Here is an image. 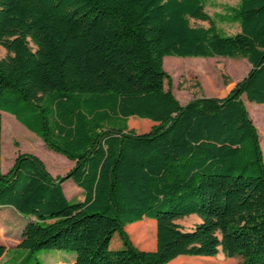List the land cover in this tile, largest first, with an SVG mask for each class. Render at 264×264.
<instances>
[{
	"label": "trees",
	"instance_id": "trees-1",
	"mask_svg": "<svg viewBox=\"0 0 264 264\" xmlns=\"http://www.w3.org/2000/svg\"><path fill=\"white\" fill-rule=\"evenodd\" d=\"M208 1L0 0V110L73 162L53 176L19 152L1 172L0 116V205L32 217L21 261L41 264L36 251L58 249L73 264H167L221 250L264 264V160L242 100L264 103V0L213 15ZM165 56L244 57L251 67L225 96L180 104L164 87ZM131 116L153 125L136 132ZM67 179L82 200L66 199ZM191 214L200 221L182 230L175 221ZM145 217L156 224L152 250L124 229ZM115 233L122 248H110Z\"/></svg>",
	"mask_w": 264,
	"mask_h": 264
},
{
	"label": "rangeland",
	"instance_id": "rangeland-1",
	"mask_svg": "<svg viewBox=\"0 0 264 264\" xmlns=\"http://www.w3.org/2000/svg\"><path fill=\"white\" fill-rule=\"evenodd\" d=\"M239 0H210L206 3L205 10L210 15L221 13L227 6H236ZM191 24L207 26L205 21L190 20ZM219 29L226 34H233L239 31L236 23L217 22ZM6 55V50L0 46V58ZM251 65L244 57H177L165 56L163 68L169 75V85L165 81L164 87L170 88L172 94L180 104L186 103L195 97L200 96H225L244 77ZM242 100L256 127L264 160V103L250 102L243 95ZM12 115L2 112L1 122V172H6L13 163L14 157L19 152H28L38 156L44 163L46 169L53 176L64 174L71 166V160L60 153L47 148L42 139L22 124L19 125L26 132L19 130L11 132L9 121ZM128 127L136 132H145L153 125V122L131 116L128 118ZM29 133V134H28ZM57 155L59 158H57ZM76 184L67 179L62 182V191L66 199L73 203L80 201L82 193L74 189ZM32 217L15 211L10 206L0 205V235L6 248V253L0 258V264H27L21 261L26 255V247L22 244L26 235L23 233L24 225ZM143 224L135 226L138 223ZM200 221L196 214H191L177 219L175 222L182 230H190ZM145 228H150V234ZM132 244L142 250L155 248L156 224L153 219L143 218L142 220L125 226ZM122 241L115 233L112 237L110 248H122ZM72 252L58 249H40L36 251L31 261L37 259L41 264H54L58 260L65 264H71ZM239 256H225L221 250L215 256H185L181 255L167 264H240ZM31 263V262H30Z\"/></svg>",
	"mask_w": 264,
	"mask_h": 264
},
{
	"label": "crops",
	"instance_id": "crops-1",
	"mask_svg": "<svg viewBox=\"0 0 264 264\" xmlns=\"http://www.w3.org/2000/svg\"><path fill=\"white\" fill-rule=\"evenodd\" d=\"M2 112H5V111H1V110H0L1 122H2ZM6 113H7V112H6ZM8 114H9V113H8ZM11 115H12V114H11ZM11 118H12V119L9 121L10 130H11V125H12V123L15 124V125H17L18 127H20V129H23V128L19 125L20 122H19V121L13 116V115H12ZM17 121H18L19 123H18ZM20 124H21V123H20ZM22 125H23V124H22ZM23 126H24V125H23ZM24 127H25V126H24ZM22 131H24V129H23ZM24 132H25V131H24ZM25 133H26V132H25ZM28 134H29V133H28ZM55 156H56L57 158H59L57 155H55ZM70 163H71V166H72V165H73V162L71 161ZM71 166H70V167H71ZM74 189L77 190V192L82 193V189H78L77 187H74ZM82 199H83V194H82V198H81L80 200H82ZM0 239H1V235H0ZM1 242H2V244L4 245V242L2 241V239H1ZM4 246H5V245H4ZM4 248H5V247H4ZM5 253H6V248H5V252H4V254H5ZM4 254H3V255H4ZM3 255H2V256H3ZM2 256H1V257H2ZM69 256L71 257V262H70V263L73 264V261H74V255L71 254V255H69ZM61 261H62V260H58V261H56L54 264H65L64 262L62 263Z\"/></svg>",
	"mask_w": 264,
	"mask_h": 264
}]
</instances>
